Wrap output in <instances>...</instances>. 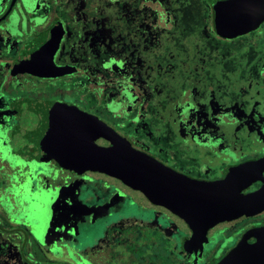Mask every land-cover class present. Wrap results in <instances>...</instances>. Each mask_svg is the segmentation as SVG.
I'll return each instance as SVG.
<instances>
[{"label": "flooded vegetation", "instance_id": "flooded-vegetation-1", "mask_svg": "<svg viewBox=\"0 0 264 264\" xmlns=\"http://www.w3.org/2000/svg\"><path fill=\"white\" fill-rule=\"evenodd\" d=\"M227 1L0 0V264H80L88 256L94 264L118 257L151 264V255L139 248L161 241L171 255L184 227L198 264H216L243 240L255 242L247 234L264 226V208L195 229L119 179L79 165L77 135L95 125L90 120L95 118L131 148L190 179L218 183L241 167L236 197L264 187V47L255 45L264 21L256 30L223 38L216 16ZM257 2L264 6V0ZM248 38L252 42L244 43ZM82 91L103 102L83 101ZM136 123L148 128L142 138L129 131ZM182 131L194 141L183 148ZM151 134L166 138L165 157L143 140ZM92 142L113 145L97 135ZM233 144L240 147L229 151ZM222 145L228 146L224 156L214 149ZM185 157L197 165H178L176 159ZM52 166L59 168L58 178L74 173L112 178L140 194L147 213L123 215L107 225L124 232L130 227L128 233L105 230L76 248L70 210L55 202L52 212L46 202L48 195L60 194L57 183L52 191L42 189L51 184ZM210 169L215 173L209 175ZM84 192L96 204L103 200L95 188ZM215 231L222 238L202 259L198 246ZM44 236L51 237L53 251L39 242ZM174 264L185 262L179 258Z\"/></svg>", "mask_w": 264, "mask_h": 264}, {"label": "water", "instance_id": "water-1", "mask_svg": "<svg viewBox=\"0 0 264 264\" xmlns=\"http://www.w3.org/2000/svg\"><path fill=\"white\" fill-rule=\"evenodd\" d=\"M263 21L264 6L257 0H229L218 6L217 33L223 38H235L256 30ZM90 120L96 124L77 135L80 167L119 179L193 228L205 221L227 220L264 208V187L247 197L235 196L234 184L241 167L218 183L190 179L131 148L97 119ZM93 135L110 140L113 145L96 146L92 142ZM247 237H253L255 242L249 244L243 240L216 264H264V226L252 230Z\"/></svg>", "mask_w": 264, "mask_h": 264}, {"label": "rangeland", "instance_id": "rangeland-1", "mask_svg": "<svg viewBox=\"0 0 264 264\" xmlns=\"http://www.w3.org/2000/svg\"><path fill=\"white\" fill-rule=\"evenodd\" d=\"M244 43H251L252 39L248 38L243 41ZM256 48L264 47V35L260 36L259 39L256 40ZM252 47V46H250ZM264 91V89H263ZM83 101H87L89 103H93L95 101V96L90 93H86L85 91L81 92ZM97 102H103L102 99L96 97ZM100 103V104H101ZM230 109L233 107L231 104L228 105ZM60 110V109H59ZM63 112V111H61ZM241 115V114H240ZM173 114L170 116V120L176 122L173 118ZM218 130L224 128V125H219ZM130 133L138 135L139 138H142V134L148 131V128L142 129L140 127V123H136L130 126ZM185 133V141L181 144V148L185 145L189 146L190 144L194 143L191 138V135L188 134V131ZM147 142L148 145L152 147V149H158V153L160 157H165V151L168 150L169 146L166 143V138L162 136H155L151 134L150 136L143 139ZM215 140H219L216 138ZM219 143V141H218ZM205 145V144H204ZM234 145V144H233ZM218 147V148H217ZM228 146H216L214 149L222 156L224 150ZM239 144L234 145L231 148H227L229 151H236L239 148ZM19 153V152H18ZM21 155V152L20 154ZM186 160L181 161L177 160L178 165L183 163H187L192 169L193 166L197 165V160L194 158H186ZM9 162V161H8ZM206 163L215 162L214 160H205ZM15 164L12 165L15 168ZM15 170V169H14ZM49 170L54 171L48 176V181L51 180V184L48 188H42L43 191H52L53 190V183H57V188L60 191L59 195H51L47 196V205L49 209L53 212L54 203L60 204L65 210L69 209L71 214V220L74 223V231L77 232L76 236H74V247L79 248L82 245L84 246L86 243H92L95 239H98L99 234L105 232L108 235L109 230H116L120 231L122 234L128 233L131 230L130 227L126 228V232L118 226L115 228H109L107 225L109 222L115 221L120 216L131 215V214H139V213H147L143 208L144 198L135 191H130L126 188H123L117 181L112 178L106 177L100 173L88 174V175H81V174H64L62 178H58V173L60 170L59 168L52 166ZM14 174L16 172L13 171ZM214 169H210V174H214ZM53 180V181H52ZM0 185L1 184L0 182ZM86 186H90L95 188L100 195L103 196V200L96 204V202L92 199V194L90 192L85 193L84 189ZM121 190V192H119ZM58 216V214H57ZM47 224H51V218L48 219ZM47 227L48 233L51 234V226ZM183 228V227H182ZM138 233V238L141 236L139 228L136 229ZM184 233L179 236L180 245L178 249H175L170 253L168 249L165 248V243L158 242L157 246L154 245L151 249H144L139 248L142 252H145L146 255H151L150 263L151 264H167V261L174 260L177 261L181 258L185 264H198L199 258L196 256V252L192 249V243L190 242L189 238L185 234L187 233V228L184 227ZM136 233V234H137ZM189 234V233H188ZM144 239L148 238L147 233L143 236ZM222 236L218 234V231L213 232L211 236L208 237L206 242L201 246H198L199 251L201 250L202 259L206 257L209 253L212 254V251L215 249L218 243L220 242ZM192 240V238H191ZM41 244L49 246V250H52V240L51 237L44 236L43 239H39ZM231 242V241H227ZM224 247V246H223ZM176 256V257H174ZM87 260L80 259V264H94L97 261H92L91 258L88 256ZM201 259V260H202ZM105 261V260H104ZM99 264V263H98ZM105 264H131L128 262V259L118 257L116 261L112 262L109 258L108 261L106 260ZM141 264V263H140ZM142 264H146L143 262Z\"/></svg>", "mask_w": 264, "mask_h": 264}]
</instances>
